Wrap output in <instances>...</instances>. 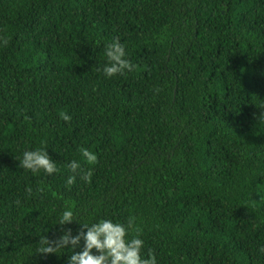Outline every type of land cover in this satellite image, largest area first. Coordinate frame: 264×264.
<instances>
[{"label": "trees", "instance_id": "obj_1", "mask_svg": "<svg viewBox=\"0 0 264 264\" xmlns=\"http://www.w3.org/2000/svg\"><path fill=\"white\" fill-rule=\"evenodd\" d=\"M117 37L135 67L105 78ZM262 114L264 0H0V264H67L37 253L65 207L134 217L159 264H264ZM42 144L53 176L15 159Z\"/></svg>", "mask_w": 264, "mask_h": 264}, {"label": "clouds", "instance_id": "obj_2", "mask_svg": "<svg viewBox=\"0 0 264 264\" xmlns=\"http://www.w3.org/2000/svg\"><path fill=\"white\" fill-rule=\"evenodd\" d=\"M128 55L126 45L118 37L114 38L104 45L106 63L98 71H102L105 78L132 72L135 65L127 58ZM61 118L65 122L71 120V116L67 113H61ZM259 119L264 120V114ZM47 149L42 144L39 148L24 150L21 156L15 157L19 162V168L30 171L33 175L41 171L47 176L57 174L60 170ZM79 153L84 163L76 159L68 163L70 174L65 181L68 187L74 185L77 179L85 183H90L92 180V168L88 167L86 170L84 164L95 165L97 155L87 148H80ZM38 191H43V186L38 188ZM73 222L80 225L75 235L70 229L63 231L54 240L43 235L37 243V253L52 254L56 253V249H65L70 253L67 256V264H159L155 253L150 251L147 256L142 254L145 242L141 238V230L136 226L134 217H128L125 222L99 219L82 223L71 207H65L60 212L55 225L64 226ZM259 252L264 253V246L259 248Z\"/></svg>", "mask_w": 264, "mask_h": 264}]
</instances>
